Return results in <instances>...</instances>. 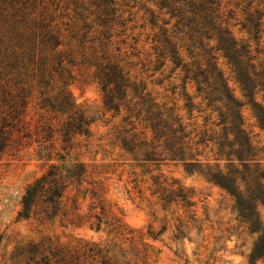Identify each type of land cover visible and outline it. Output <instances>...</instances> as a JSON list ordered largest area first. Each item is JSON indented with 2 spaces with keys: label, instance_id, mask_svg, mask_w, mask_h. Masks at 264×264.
<instances>
[{
  "label": "trees",
  "instance_id": "obj_1",
  "mask_svg": "<svg viewBox=\"0 0 264 264\" xmlns=\"http://www.w3.org/2000/svg\"><path fill=\"white\" fill-rule=\"evenodd\" d=\"M224 2L0 0V159L34 148L62 162L27 185L18 218L107 227L124 238L111 246H33L27 264H148L154 253L145 241L146 235L157 239L152 227L145 234L128 227L110 202L107 175L117 163L67 161L93 135V119L69 90L78 75L99 86L107 112L121 116L110 132L113 144L148 174L153 169L146 168L177 161L223 189L249 234L257 235L249 263L264 258V151L242 114L249 104L264 129V0ZM231 20L246 38L234 35ZM131 57L153 75L168 64L183 75L184 107L193 122L133 78ZM226 76L238 83L242 99ZM161 178L152 176V194L163 209L175 204L190 213L192 191ZM196 215L166 216L162 231L174 227L181 239Z\"/></svg>",
  "mask_w": 264,
  "mask_h": 264
},
{
  "label": "rangeland",
  "instance_id": "obj_2",
  "mask_svg": "<svg viewBox=\"0 0 264 264\" xmlns=\"http://www.w3.org/2000/svg\"><path fill=\"white\" fill-rule=\"evenodd\" d=\"M228 8H232V5ZM230 23L237 38L247 37L239 25L234 26L236 20ZM129 61L133 78L143 79L157 101L177 108L186 122L195 120L189 119L188 110L184 107L183 75H179V71L172 72V65L168 64L153 75V71L141 69L137 58L131 57ZM221 65L229 75L222 60ZM226 77L234 94L242 99L238 83L232 76ZM69 90L75 103L93 119V135L85 142L88 147L81 148L67 161L117 163L118 166L113 167L117 169L115 173L107 175L111 177L107 180L108 196L115 212L128 227L144 234L152 227L158 235L156 240L145 236V241L154 247L148 264H250L249 255L257 235L249 234L235 210L232 198L223 189L198 172L188 173L177 161L165 160L158 166L146 168L153 169L151 173L144 172L145 168L138 167L131 156L113 144L110 132L121 116L113 117L111 112L104 109L99 86L78 75L69 84ZM187 90L191 95L196 93L192 84L187 85ZM242 114L253 143L264 151V129L258 126L249 104L244 105ZM196 115L198 113L194 111L193 116ZM261 156L264 157V153L261 152ZM54 163L62 162L57 158L49 159L34 148L28 149L23 156L10 152L0 159V264H27V251L33 246H41V250L49 246L70 249L86 244L111 246L124 241L123 237L116 236L107 227L96 230L88 225L42 222L36 217L28 220L18 218L25 188ZM158 175L163 176L161 179L166 178L167 183L176 180L192 191L194 206L190 213L175 204L167 210L163 209L157 196L152 194V176ZM193 212H196L198 222H190L183 238L174 237V227L162 231L166 216L172 218L182 215L183 219L189 220L188 216ZM257 264H264V258L258 259Z\"/></svg>",
  "mask_w": 264,
  "mask_h": 264
}]
</instances>
